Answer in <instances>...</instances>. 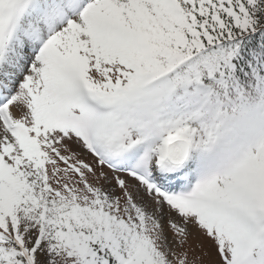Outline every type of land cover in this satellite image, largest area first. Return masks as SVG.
<instances>
[{
	"label": "snow or ice",
	"instance_id": "snow-or-ice-1",
	"mask_svg": "<svg viewBox=\"0 0 264 264\" xmlns=\"http://www.w3.org/2000/svg\"><path fill=\"white\" fill-rule=\"evenodd\" d=\"M0 264H264V0H0Z\"/></svg>",
	"mask_w": 264,
	"mask_h": 264
},
{
	"label": "rangeland",
	"instance_id": "rangeland-1",
	"mask_svg": "<svg viewBox=\"0 0 264 264\" xmlns=\"http://www.w3.org/2000/svg\"><path fill=\"white\" fill-rule=\"evenodd\" d=\"M194 243V242H193Z\"/></svg>",
	"mask_w": 264,
	"mask_h": 264
}]
</instances>
